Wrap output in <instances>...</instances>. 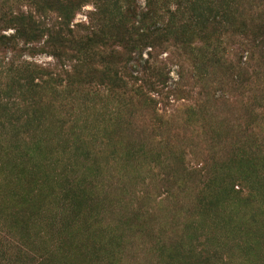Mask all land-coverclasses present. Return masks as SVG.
<instances>
[{"label": "rangeland", "instance_id": "374dc122", "mask_svg": "<svg viewBox=\"0 0 264 264\" xmlns=\"http://www.w3.org/2000/svg\"><path fill=\"white\" fill-rule=\"evenodd\" d=\"M252 1L253 12L264 14V0ZM92 10L85 7L74 23ZM25 58L56 71L51 56ZM156 63L169 74L167 87L135 108L129 130L119 134L116 103L84 99L77 89L47 90L28 124L17 121L32 112L30 104L19 99L9 107L19 124L13 131L0 121V251L9 264H30L41 250L47 262L38 264H264V148L251 154L237 145L248 115L242 92L208 90L188 66L181 77L167 53ZM260 63H250L251 74L264 72ZM8 69L0 64V82L11 81ZM254 85L264 88V75ZM153 110L165 124L153 127ZM107 132H114L108 143ZM87 134L85 152L97 162L75 148ZM212 175L219 178L211 182ZM239 177L249 182H226Z\"/></svg>", "mask_w": 264, "mask_h": 264}, {"label": "trees", "instance_id": "16d2710c", "mask_svg": "<svg viewBox=\"0 0 264 264\" xmlns=\"http://www.w3.org/2000/svg\"><path fill=\"white\" fill-rule=\"evenodd\" d=\"M17 1L15 5H2L0 1V55L3 56L0 64L1 68L9 67L7 73L12 76L11 81L0 82L3 93L0 121L6 126L9 123L13 131L19 124L16 126L10 119L18 112L9 107L16 100L21 99L33 108L26 118L17 121L28 124L33 117V120L38 118L36 107L41 105L42 98L47 100V90L57 93L59 88L77 89L84 99L103 96L112 104L115 102L116 124L113 125L119 129L113 126L114 132L119 134L125 128L128 131L131 125L128 117L134 116V109L146 107L145 103L151 99L146 100L148 96L154 98L167 87L169 74L161 72L156 65L158 56L167 53L177 60L181 77L188 66L192 78L208 90L232 86L241 91L248 115L247 124L240 131L245 134L244 140L237 145L251 154L264 148L258 139L256 123L251 121L256 116L264 125V88L254 85V79L264 72L251 74L248 68L256 61L264 64V14L253 12L252 0ZM171 2H175L176 9L170 8ZM88 5L93 10L86 22L74 23L77 14ZM8 31L12 33L6 34ZM38 53L53 57L56 71L25 58ZM252 101L258 103L257 108ZM148 106L151 108L150 103ZM205 109L204 104L200 106V112ZM153 111V127L165 124L164 116ZM114 132H107L103 141L108 143ZM91 138L87 134L79 141L77 137L75 148H84V158L97 162V154L85 152ZM241 162L245 163L243 158ZM212 176L211 182L219 178ZM237 179L229 178L226 182H239V185L249 182L247 177ZM44 252L41 250L32 257L31 263L46 259ZM0 264H9L3 251H0Z\"/></svg>", "mask_w": 264, "mask_h": 264}]
</instances>
